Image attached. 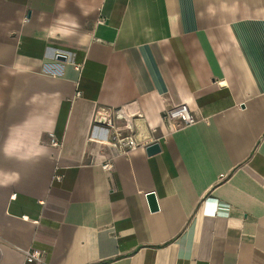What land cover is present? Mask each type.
Instances as JSON below:
<instances>
[{"label": "crops", "instance_id": "crops-1", "mask_svg": "<svg viewBox=\"0 0 264 264\" xmlns=\"http://www.w3.org/2000/svg\"><path fill=\"white\" fill-rule=\"evenodd\" d=\"M31 248L264 264V0H0V264Z\"/></svg>", "mask_w": 264, "mask_h": 264}, {"label": "built area", "instance_id": "built-area-1", "mask_svg": "<svg viewBox=\"0 0 264 264\" xmlns=\"http://www.w3.org/2000/svg\"><path fill=\"white\" fill-rule=\"evenodd\" d=\"M163 119L170 123L172 126V129L174 128V123H176V126H188L192 125L196 122V118L194 114L191 112L188 104L182 103L180 105L171 107L169 109H165L163 112ZM106 123L109 126H113L112 120L108 118L106 120ZM114 144L119 148V150L123 153H128L131 150L136 149L139 146V143L133 136H118L115 140ZM51 145L54 147H60L61 142L58 141L56 138L51 139ZM105 169H111L112 164L106 163L103 166ZM61 178V177H58ZM46 251L44 250H38L35 248H31L28 251H26V262L27 263H33L36 262L37 264H46Z\"/></svg>", "mask_w": 264, "mask_h": 264}, {"label": "water", "instance_id": "water-1", "mask_svg": "<svg viewBox=\"0 0 264 264\" xmlns=\"http://www.w3.org/2000/svg\"><path fill=\"white\" fill-rule=\"evenodd\" d=\"M159 150H160V147L157 143L152 144L147 148V152L149 154H154V153L158 152ZM147 199H148L149 206H150L151 210H157L159 208L157 197H156V194L154 192H149L147 194Z\"/></svg>", "mask_w": 264, "mask_h": 264}]
</instances>
